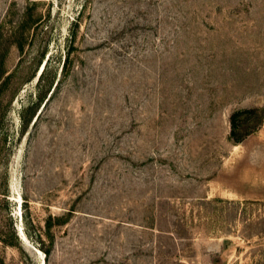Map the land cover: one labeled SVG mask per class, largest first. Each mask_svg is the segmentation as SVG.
Masks as SVG:
<instances>
[{
	"label": "rangeland",
	"instance_id": "374dc122",
	"mask_svg": "<svg viewBox=\"0 0 264 264\" xmlns=\"http://www.w3.org/2000/svg\"><path fill=\"white\" fill-rule=\"evenodd\" d=\"M250 108L264 0H0V264H264Z\"/></svg>",
	"mask_w": 264,
	"mask_h": 264
},
{
	"label": "trees",
	"instance_id": "16d2710c",
	"mask_svg": "<svg viewBox=\"0 0 264 264\" xmlns=\"http://www.w3.org/2000/svg\"><path fill=\"white\" fill-rule=\"evenodd\" d=\"M230 126V141L236 146L241 145L264 126V109L238 110L231 115Z\"/></svg>",
	"mask_w": 264,
	"mask_h": 264
},
{
	"label": "bare ground",
	"instance_id": "6f19581e",
	"mask_svg": "<svg viewBox=\"0 0 264 264\" xmlns=\"http://www.w3.org/2000/svg\"><path fill=\"white\" fill-rule=\"evenodd\" d=\"M22 230V229H21ZM25 235V234H24Z\"/></svg>",
	"mask_w": 264,
	"mask_h": 264
}]
</instances>
